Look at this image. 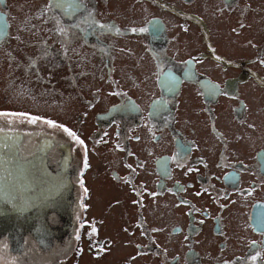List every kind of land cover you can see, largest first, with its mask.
<instances>
[{"label":"flooded vegetation","instance_id":"1","mask_svg":"<svg viewBox=\"0 0 264 264\" xmlns=\"http://www.w3.org/2000/svg\"><path fill=\"white\" fill-rule=\"evenodd\" d=\"M48 3L0 0V111L34 115L64 101L69 117L62 104L44 111L64 115L61 124L87 146L88 167L84 147L64 132L0 123L22 160L39 147L27 135L41 136L36 155L64 175V207L47 216L50 240L26 234L16 253L31 247L23 264H264V0H132L127 9L142 10L144 21L125 28L111 16L112 0H86L72 17L43 15ZM37 14L40 23L28 26ZM254 26L261 42L249 67L219 47L215 31L236 36ZM114 32L141 39L148 58L134 43L116 55ZM106 177L119 196L101 188Z\"/></svg>","mask_w":264,"mask_h":264},{"label":"water","instance_id":"2","mask_svg":"<svg viewBox=\"0 0 264 264\" xmlns=\"http://www.w3.org/2000/svg\"><path fill=\"white\" fill-rule=\"evenodd\" d=\"M13 139L0 137V238H9L20 251L26 233L49 242L47 216L62 210L65 199L58 183L62 173H52L46 155L21 160ZM4 141L12 145L11 154L2 152Z\"/></svg>","mask_w":264,"mask_h":264},{"label":"rangeland","instance_id":"3","mask_svg":"<svg viewBox=\"0 0 264 264\" xmlns=\"http://www.w3.org/2000/svg\"><path fill=\"white\" fill-rule=\"evenodd\" d=\"M17 1H19L20 4L21 3L23 4V3H25L26 0H17ZM133 1L134 2H138V1H142V0H133ZM247 1L248 0H244L245 3ZM13 2H15V0H13ZM130 2H132V0H112V5H113L114 9H112L113 12H111V16H114V15L116 16V15L119 14L118 16H120V18L122 19L123 22L121 20L117 21V19L115 17L111 18V16L106 17V18H108L107 20L114 19V21H117L118 23H121V25H119L121 28H123L122 26H124V28H125L127 25L129 26L131 24H134L137 27L141 26L143 21H144V13L142 12V10H140L138 8H135V7L133 9H130V10L127 9V7L130 4ZM14 7L18 11L21 9V6L17 5V4L14 5ZM181 7H182L181 12L184 13V10H185L186 6L184 4H182ZM186 8H188V7H186ZM188 9H192V7H189ZM131 12H133V15H130ZM124 16H126V19H124ZM41 17H42V14H37V15H32V16L30 15L29 18H31V20L28 23V26L29 25L31 26V25L39 24L40 21H41ZM104 21H105V19H104ZM220 21H222V20H220ZM262 21H264V20H262ZM223 24L225 25L226 21H224ZM228 30L227 29H223L221 27L220 30L215 31L216 35H217V38L219 40V43H218L219 47L220 48L222 47L224 50L227 51V53H232L231 51L236 52L235 55H237L239 58H242V56H244L246 61H247V66L253 67L255 65L254 64V55H255V52L257 50V45H255V44L261 42V38H260L261 36H259L258 33L254 34V32H258L257 27L254 26V28L252 30L245 31V33H242L240 35L238 34L236 36L234 34H231ZM118 35L122 36L121 33H117V32L113 33V36H115L114 39H116V41H115L116 55H121V52L125 50V47L128 46V45L129 46H133L134 42L132 43V41L130 39H127L126 41H124L121 37H117ZM124 37L130 38L128 36H124ZM251 39H252V42H251ZM108 40H109V38H108ZM228 43H229V45H228ZM134 46H135V49H136V51H137V53L139 55H141L144 59L148 58V56L146 54H144L143 51H142L144 49V47L142 45L141 39L139 41L135 42ZM228 46H229V49L231 51L227 48ZM88 49H90V48H88ZM132 49H134V48H132ZM85 53L87 54V52H85ZM86 54H84V55H86ZM123 62L124 63H128V61H125V60ZM88 64L89 65H94V59H90ZM145 66H146V69H148V67L146 65V61H145ZM251 71H252L251 69L248 70L249 73ZM135 72L139 73V70L137 68H135L130 74H133ZM260 93H261L260 97H262L264 99V93H262V92H260ZM31 95H32L33 99L40 97L37 94H31ZM27 101L31 102L29 95L27 96ZM53 104H54V109H57V107L62 104L61 110H63L64 112L67 111L68 112V117H69L70 108L67 110V108L65 106L66 103L64 101H60L59 99H56V98L53 101L44 104L43 109H37L36 112L34 113V115H38V116H41V117H49L51 120L53 119V121H55V122H57L59 124L66 123V121L64 119L65 118L64 115H58L56 112L44 111L46 106H53ZM30 111H32V110H30ZM66 117H67V113H66ZM36 125L38 127H40L41 123H37ZM43 129H48L47 125H45L43 127ZM57 130L61 131L60 129H57ZM41 133L47 135L45 132H41ZM12 137H14V136H12ZM16 137H17V140L20 141V137L19 136H16ZM27 140L34 142L37 145V147L38 146L40 147L39 144L42 141V137L41 136H38V137L34 136V134H28L27 135ZM13 145H17L18 146V143H15V141H14ZM5 146H6V151H4V152L6 154H8L9 151H13L6 144H5ZM39 147H38L37 151L39 150ZM35 148L32 151H29V153H27L26 155L23 153V158H24L23 160H26V159L29 160V158L31 159V157L32 158L35 157V155L37 154V151L34 153ZM14 152L17 153V150H15ZM97 163H98V160H96V164ZM47 166H48V168L50 167L48 164H47ZM98 183L102 184L101 188L103 190H105L107 188H111V193H113V188H115L118 191V196L121 194V191L116 186L112 185L110 187L111 183L109 182V179L107 177L104 180H102V181H98ZM109 194L108 193L107 194L104 193V195L108 196L107 197L108 199L117 198V197H114V196H110ZM96 195L100 199L103 197V194H101V193H97L96 192ZM101 204H102V202H101ZM94 209H95V207H94ZM118 209H119V207H117V210ZM26 234H28V233H26ZM25 235H24V238H25ZM30 235L31 234H29V236ZM0 241H1V244H0V251H1L0 252V256H1V253L4 254V259H3L2 263L5 262V264H8L9 260H13L14 259L16 261V264H20V263L23 264L22 261H24V259L31 257L30 250L32 251V249H31V247L29 245L26 248V250H25L23 255H18L16 253L20 252V251H18L12 245V243H11L9 238L3 236L2 238H0ZM23 242H24V240H23ZM5 244H7V246H8L7 249H3V245H5ZM124 246H126V242L121 241L119 249L120 250L123 249ZM121 257L124 258L125 255L124 254L121 255ZM21 258H23V259L21 260ZM19 260H21V261H19ZM89 260H90L89 264H103V262L95 263L90 258H89Z\"/></svg>","mask_w":264,"mask_h":264},{"label":"snow or ice","instance_id":"4","mask_svg":"<svg viewBox=\"0 0 264 264\" xmlns=\"http://www.w3.org/2000/svg\"><path fill=\"white\" fill-rule=\"evenodd\" d=\"M52 9H58L65 16L72 17V16H75L77 13L81 12L82 10H86L87 4H86V0H49V3L45 6V8L43 10V15L47 16L49 10H52ZM88 18H92V13L90 11L88 12ZM4 27L6 28V25ZM57 27H58V33H57L58 35H64V36L68 35V31H69L68 29L64 28L62 25H57ZM96 27H98L99 29L108 28L107 25L102 24V23L96 24ZM3 30H4L3 28H0V32H2ZM185 30H187V29H185ZM132 31L133 32H136V31L142 32V31H145V29H139V30L132 29ZM159 32H160V29L156 28L154 26L153 36L158 37ZM66 51H67V46H65V52ZM260 63L264 64V60H261ZM112 94L115 95L116 93H112ZM14 122H20V123L26 122L27 124H32V125H35L37 123H42V124L47 125L49 128L60 129L62 132L67 134V136L70 137L75 143L84 147V150H85L84 167L85 168L88 167V163H87V159H86L87 146L84 145V141L81 140L75 132L71 131L66 126L59 124V123H57L51 119H46L44 117H41L38 115H33L30 113H26V112L0 111V123L11 126ZM0 131H3V129L0 128ZM176 163L179 166L180 160L177 159ZM128 167L131 169V165H128ZM132 171L134 172L135 170L132 169ZM228 179L234 180L235 177H229ZM126 182H130V181H126ZM81 187H83V182H81ZM85 193H87V189H85ZM151 195L153 196V198H155V196L158 194L152 193ZM134 203H140V202H134ZM201 223H202V221H201ZM258 226L261 228L262 231H264V219L259 221ZM92 231H93V233H95V231H96L95 227H93ZM7 247H8L7 244L3 245V249H7ZM99 250L103 251V249H99ZM2 259H3V257L0 256V260H2ZM256 259H257V256L253 255L252 260L255 261ZM8 264H16V261L14 259L9 260Z\"/></svg>","mask_w":264,"mask_h":264}]
</instances>
